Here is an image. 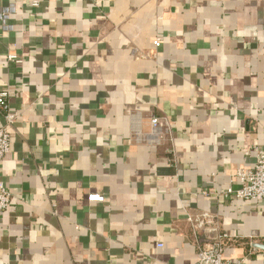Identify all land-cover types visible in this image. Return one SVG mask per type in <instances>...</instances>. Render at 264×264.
<instances>
[{
    "label": "crops",
    "instance_id": "1",
    "mask_svg": "<svg viewBox=\"0 0 264 264\" xmlns=\"http://www.w3.org/2000/svg\"><path fill=\"white\" fill-rule=\"evenodd\" d=\"M3 92L0 264H196L202 213L264 264V202L221 194L264 145V0H0Z\"/></svg>",
    "mask_w": 264,
    "mask_h": 264
},
{
    "label": "built area",
    "instance_id": "2",
    "mask_svg": "<svg viewBox=\"0 0 264 264\" xmlns=\"http://www.w3.org/2000/svg\"><path fill=\"white\" fill-rule=\"evenodd\" d=\"M37 7L38 3L35 2ZM163 38L157 37L154 45L156 49L162 47ZM8 60L17 65L22 64V60L16 55H9ZM8 93H0V110L4 113L5 124H0V165L5 160L11 150V136L8 127L13 125L17 115L10 111L7 104ZM151 133L142 134L137 132L136 138L139 141H147L152 143H161V141L170 135L171 124L169 121H162L159 118H152L150 121ZM264 130V123L261 124ZM257 162L254 169L249 171H240L236 174L235 179L239 185L237 190L228 188L222 191L223 197L232 198L251 202H264V145L255 148ZM12 196L5 182L0 178V219L4 212L11 206ZM90 202L104 203L105 199L100 194H92L89 196ZM218 216L208 213H202L197 218L189 217L188 222L195 228L203 232L206 237L196 240L195 244L198 250L199 260L196 264H244L242 261H231L224 259V253L230 242V237L221 231ZM162 244H158V248H162Z\"/></svg>",
    "mask_w": 264,
    "mask_h": 264
}]
</instances>
